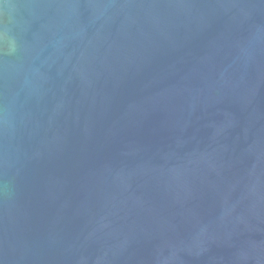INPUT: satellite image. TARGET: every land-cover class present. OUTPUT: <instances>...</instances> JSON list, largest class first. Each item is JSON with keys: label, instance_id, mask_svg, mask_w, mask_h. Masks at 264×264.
Returning a JSON list of instances; mask_svg holds the SVG:
<instances>
[{"label": "water", "instance_id": "95a60500", "mask_svg": "<svg viewBox=\"0 0 264 264\" xmlns=\"http://www.w3.org/2000/svg\"><path fill=\"white\" fill-rule=\"evenodd\" d=\"M0 264H264V0H0Z\"/></svg>", "mask_w": 264, "mask_h": 264}]
</instances>
